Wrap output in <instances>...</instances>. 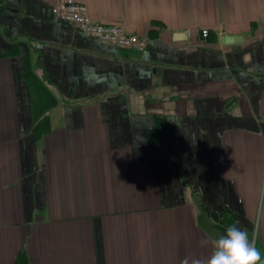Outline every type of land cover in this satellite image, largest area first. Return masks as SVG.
<instances>
[{
	"label": "crops",
	"instance_id": "crops-1",
	"mask_svg": "<svg viewBox=\"0 0 264 264\" xmlns=\"http://www.w3.org/2000/svg\"><path fill=\"white\" fill-rule=\"evenodd\" d=\"M57 1L0 0V264H191L231 225L264 264V0H75L142 50Z\"/></svg>",
	"mask_w": 264,
	"mask_h": 264
},
{
	"label": "built area",
	"instance_id": "built-area-1",
	"mask_svg": "<svg viewBox=\"0 0 264 264\" xmlns=\"http://www.w3.org/2000/svg\"><path fill=\"white\" fill-rule=\"evenodd\" d=\"M52 10L57 17L70 21L85 33L103 41L139 50L145 46L144 37L126 31L122 25L94 20L85 3L75 0H59L52 6ZM202 34L206 35L207 29H202Z\"/></svg>",
	"mask_w": 264,
	"mask_h": 264
},
{
	"label": "clouds",
	"instance_id": "clouds-1",
	"mask_svg": "<svg viewBox=\"0 0 264 264\" xmlns=\"http://www.w3.org/2000/svg\"><path fill=\"white\" fill-rule=\"evenodd\" d=\"M207 243V240L201 241L202 245ZM211 244L213 251L210 257L194 259L191 264H261L255 238L250 239L247 231L235 225L227 227L225 234L213 239Z\"/></svg>",
	"mask_w": 264,
	"mask_h": 264
},
{
	"label": "water",
	"instance_id": "water-1",
	"mask_svg": "<svg viewBox=\"0 0 264 264\" xmlns=\"http://www.w3.org/2000/svg\"><path fill=\"white\" fill-rule=\"evenodd\" d=\"M233 102V100L232 101H230L228 104H231Z\"/></svg>",
	"mask_w": 264,
	"mask_h": 264
}]
</instances>
